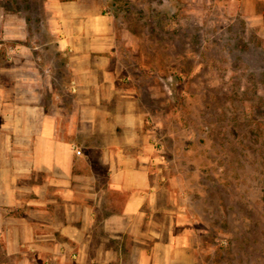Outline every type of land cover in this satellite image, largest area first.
Here are the masks:
<instances>
[{
    "label": "crops",
    "instance_id": "crops-1",
    "mask_svg": "<svg viewBox=\"0 0 264 264\" xmlns=\"http://www.w3.org/2000/svg\"><path fill=\"white\" fill-rule=\"evenodd\" d=\"M229 3L264 46V0ZM42 9L0 23V264H197L106 1Z\"/></svg>",
    "mask_w": 264,
    "mask_h": 264
},
{
    "label": "rangeland",
    "instance_id": "rangeland-1",
    "mask_svg": "<svg viewBox=\"0 0 264 264\" xmlns=\"http://www.w3.org/2000/svg\"><path fill=\"white\" fill-rule=\"evenodd\" d=\"M43 1L0 0V23L26 19L32 36L43 35L35 26ZM105 1L146 113L152 178L172 184L195 232L197 264H264V46L256 32L232 0Z\"/></svg>",
    "mask_w": 264,
    "mask_h": 264
},
{
    "label": "built area",
    "instance_id": "built-area-1",
    "mask_svg": "<svg viewBox=\"0 0 264 264\" xmlns=\"http://www.w3.org/2000/svg\"><path fill=\"white\" fill-rule=\"evenodd\" d=\"M77 153H78V154H80V153H81V151H79V150H78V151H77Z\"/></svg>",
    "mask_w": 264,
    "mask_h": 264
},
{
    "label": "trees",
    "instance_id": "trees-1",
    "mask_svg": "<svg viewBox=\"0 0 264 264\" xmlns=\"http://www.w3.org/2000/svg\"><path fill=\"white\" fill-rule=\"evenodd\" d=\"M63 1H66V0H63Z\"/></svg>",
    "mask_w": 264,
    "mask_h": 264
}]
</instances>
